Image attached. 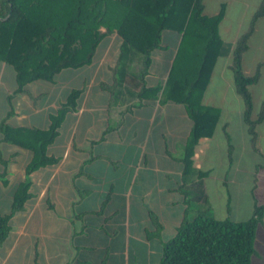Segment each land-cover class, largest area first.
I'll list each match as a JSON object with an SVG mask.
<instances>
[{
  "label": "crops",
  "instance_id": "crops-1",
  "mask_svg": "<svg viewBox=\"0 0 264 264\" xmlns=\"http://www.w3.org/2000/svg\"><path fill=\"white\" fill-rule=\"evenodd\" d=\"M202 4L203 15H221L218 32L230 53L217 59L203 93L202 104L218 109L219 119L213 134L195 145L187 174L181 159L192 123L185 107L161 103V91L154 100L141 99L136 81L113 84L120 44L113 34L90 65L62 70L52 83L34 82L25 92H17L14 70L0 62V214L9 212L32 157L4 141L1 126L47 130L68 94L80 91L76 110L46 147L56 163L27 176L30 197L9 219L0 264H159L187 210L245 222L264 205V0ZM245 35L241 70L257 75L249 86L254 135L230 69ZM180 39L163 33L162 49L146 69L147 88L164 86ZM133 59L128 70L136 75L143 67L140 56ZM151 215L160 225L157 237H148ZM253 247L251 264H264V212Z\"/></svg>",
  "mask_w": 264,
  "mask_h": 264
},
{
  "label": "trees",
  "instance_id": "trees-1",
  "mask_svg": "<svg viewBox=\"0 0 264 264\" xmlns=\"http://www.w3.org/2000/svg\"><path fill=\"white\" fill-rule=\"evenodd\" d=\"M203 0H0V62L15 72L17 92H25L34 82L52 83L62 70L78 69L93 61L107 35L118 38L119 53L112 71L113 84L138 82L141 99L181 104L192 126L181 159L184 174L189 172L194 147L210 137L219 119L218 109L202 104L203 93L218 58L230 53L219 36L221 15H203ZM262 9L256 17L262 14ZM103 30V32H101ZM181 35L178 50L163 87L147 88L144 83L151 54L162 49L164 32ZM246 35L240 37L232 53L230 69L234 88L244 104V120L254 135L250 120L252 101L249 86L257 75L245 76L240 59ZM135 56L143 69L129 72ZM80 91H71L56 114L50 116L47 130L13 129L1 126L3 140L32 153L25 179L16 187L9 212L0 214V243L9 235V219L21 211L29 199L32 172L56 163L46 154L68 112L76 110ZM24 140V142H23ZM200 176V175H198ZM264 205L256 206L245 222L216 220L207 211L192 210L163 244L159 264H251L254 238ZM157 237L160 225L150 216Z\"/></svg>",
  "mask_w": 264,
  "mask_h": 264
},
{
  "label": "rangeland",
  "instance_id": "rangeland-1",
  "mask_svg": "<svg viewBox=\"0 0 264 264\" xmlns=\"http://www.w3.org/2000/svg\"><path fill=\"white\" fill-rule=\"evenodd\" d=\"M101 32H103V30H101ZM112 36H113V37H114V36L116 37V35H114V34H113ZM112 36H110V37H112ZM116 38H117V37H116ZM168 39H169L168 36H165L164 43H166ZM116 41H117V42L119 41L118 38H117ZM117 42H116L115 44L112 45L111 49H117V45H118ZM104 45H105V43L102 44V45L99 47V49H104V48H103Z\"/></svg>",
  "mask_w": 264,
  "mask_h": 264
}]
</instances>
